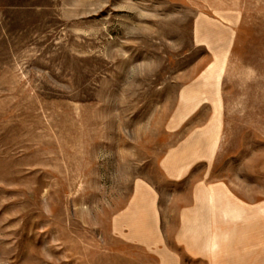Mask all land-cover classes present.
Instances as JSON below:
<instances>
[{
	"label": "rangeland",
	"instance_id": "374dc122",
	"mask_svg": "<svg viewBox=\"0 0 264 264\" xmlns=\"http://www.w3.org/2000/svg\"><path fill=\"white\" fill-rule=\"evenodd\" d=\"M264 0H0V264H264Z\"/></svg>",
	"mask_w": 264,
	"mask_h": 264
},
{
	"label": "crops",
	"instance_id": "0c3cea01",
	"mask_svg": "<svg viewBox=\"0 0 264 264\" xmlns=\"http://www.w3.org/2000/svg\"><path fill=\"white\" fill-rule=\"evenodd\" d=\"M262 225H264V223H262ZM263 247H264V238H263Z\"/></svg>",
	"mask_w": 264,
	"mask_h": 264
}]
</instances>
